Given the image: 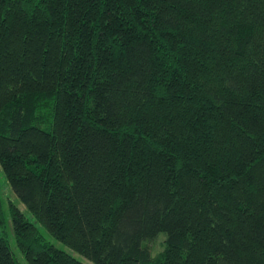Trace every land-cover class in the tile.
I'll return each mask as SVG.
<instances>
[{"label": "trees", "instance_id": "1", "mask_svg": "<svg viewBox=\"0 0 264 264\" xmlns=\"http://www.w3.org/2000/svg\"><path fill=\"white\" fill-rule=\"evenodd\" d=\"M0 167L27 264H264V0H0Z\"/></svg>", "mask_w": 264, "mask_h": 264}, {"label": "rangeland", "instance_id": "2", "mask_svg": "<svg viewBox=\"0 0 264 264\" xmlns=\"http://www.w3.org/2000/svg\"><path fill=\"white\" fill-rule=\"evenodd\" d=\"M0 201L2 206V211L7 218V225L8 228L11 229V220L9 215V203H12L15 205L22 214L32 223H35L33 216L29 213V211L26 209V207L18 200V198L15 196V194L10 189V186L1 170L0 167ZM35 226L38 228L39 232L45 237V239L51 243H53L57 248L66 251L70 255H72L74 258H76L78 261L84 263V264H93L90 261L86 260L82 256L72 252L70 249L62 245L61 243L54 240L50 235L45 231L43 227H41L38 223L35 224ZM7 228V227H6ZM163 242L164 238L162 236L158 237V239L147 243V248L150 250L152 256H156L161 252L163 249ZM9 243L10 246L15 253L16 259L19 261L20 264H27L25 261L23 255L20 253V251L16 248L14 236L12 233V229L9 231Z\"/></svg>", "mask_w": 264, "mask_h": 264}]
</instances>
